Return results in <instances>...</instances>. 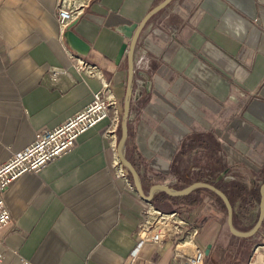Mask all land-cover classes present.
I'll return each mask as SVG.
<instances>
[{"label":"crops","instance_id":"1","mask_svg":"<svg viewBox=\"0 0 264 264\" xmlns=\"http://www.w3.org/2000/svg\"><path fill=\"white\" fill-rule=\"evenodd\" d=\"M57 1L0 0V165L37 132L89 104L101 87L73 69L70 54H78L65 29L73 24L71 30L88 44L83 57L102 69L121 104L127 60L126 53L119 63L116 56L129 39L118 27L140 23L163 2L90 0L61 32ZM138 37L123 153L144 193L154 183L175 189L212 169H222L223 178L244 167L259 173L258 181L248 177L240 189L238 179L229 181L233 192L226 195L234 227L240 230L245 217L256 221L259 213L248 208L264 183V0H172L149 17ZM106 125L95 124L64 155L6 186L10 221L0 229L2 264H175L177 239L138 245L137 223L147 202L129 172L128 182L117 176L111 144L102 136ZM195 190L179 197L155 190L151 203L164 212L176 210L198 228L195 243L204 251L210 246L205 264H249L254 236L232 235L211 201L198 206L191 198ZM165 204L180 207L163 210ZM187 207L190 217L183 213ZM251 262L262 264L263 257Z\"/></svg>","mask_w":264,"mask_h":264},{"label":"built area","instance_id":"2","mask_svg":"<svg viewBox=\"0 0 264 264\" xmlns=\"http://www.w3.org/2000/svg\"><path fill=\"white\" fill-rule=\"evenodd\" d=\"M90 0H58L55 6V19L61 27V32L83 12ZM75 71L93 77L100 81L101 87L92 93V101L68 117L63 123L35 134L34 140L19 152L13 154L5 163L0 165V229L10 221L9 211L4 204L2 193L6 186L24 173H35L49 162L64 155L75 146L78 136L91 129L95 124L107 120L106 129L102 136L109 140L113 152L112 166L117 176L128 182L129 174L116 157V145L120 130L122 106L115 94L111 83L102 78V69L82 55L70 54ZM257 215L258 207L253 211ZM254 221V220H253ZM138 245L144 243H162L177 239L174 242L172 259L175 264H205V253L201 246L195 243L198 228L189 225L176 210L164 212L152 203H146L140 211L137 223ZM182 236L181 239H179ZM180 243L187 244L184 248ZM263 249L264 241L255 244L249 251V261ZM137 249L134 250L133 254ZM0 264L1 253H0Z\"/></svg>","mask_w":264,"mask_h":264},{"label":"water","instance_id":"3","mask_svg":"<svg viewBox=\"0 0 264 264\" xmlns=\"http://www.w3.org/2000/svg\"><path fill=\"white\" fill-rule=\"evenodd\" d=\"M172 0H163L160 4L155 6L152 10L149 11V13L140 21V23L134 22L133 24H124L120 25L118 27L119 33H121L125 38L129 39V43H121L120 47L117 51L116 56V62L119 63L121 60V57L126 53V60H127V76H126V89L123 95V103H122V116H121V122H120V134L117 139V145H116V157L119 158L122 165L126 168V170L129 172L131 178H132V184L136 190V193L140 198L148 203L152 202V196L154 194L155 190L161 191L167 196H173V197H179L184 196L185 194L191 192L194 189H205L209 191L212 194H215L218 198L221 199L225 212L227 213L226 223L227 227H229V230L232 235L245 239L248 237L254 236L260 229L262 223L264 222V183H262L259 187V197L261 199V204L259 207V215L257 217V220L255 224L252 226L250 230L246 231H240L236 227H234L233 224V206L227 198L226 194L218 188L216 185L204 182V181H198L191 183L190 185L184 187L182 190H175L167 185L160 184V183H154L147 192V194L144 193L143 188L139 181V176L137 171L135 170L132 163L124 156V147L126 144V138L128 134V127H127V121L129 118V109H130V103L132 100L131 92H132V79H133V73H134V67H133V59H134V49L138 40V36L140 32L142 31L143 27L146 25L147 20L150 16L155 14L156 12L164 9V6H166L168 3H170ZM73 24L69 25L65 31L63 32L64 38L67 40V43L72 51L77 53L78 55L87 56L89 51L88 44L81 39L76 33H74L71 28ZM210 246L207 247V249L204 251L205 254L208 253Z\"/></svg>","mask_w":264,"mask_h":264},{"label":"rangeland","instance_id":"4","mask_svg":"<svg viewBox=\"0 0 264 264\" xmlns=\"http://www.w3.org/2000/svg\"><path fill=\"white\" fill-rule=\"evenodd\" d=\"M121 112H122V110H121ZM121 128V127H120ZM119 134H120V130H119ZM118 137H119V135H118ZM209 141V145H210V147H215L216 149L218 148V145H216V144H214V141H213V139L211 140V139H209L208 140ZM217 150H220V148L219 149H217ZM220 153H222V150H220ZM223 154V153H222ZM204 163H205V160L203 161ZM206 164V163H205ZM208 168V167H207ZM243 169H242V171H237V172H231L230 174H227L225 177H223V178H220V174H219V172H221V170L219 169V170H211V172H204V173H202V175L200 174V177L201 178H199V180L200 181H204L205 180V178L206 179H208V181L209 182H211L212 184L214 183V185H219V186H221L222 188H223V191H225V194H232V192H233V188H229L228 189V187L229 186H226V184L229 182V181H231V182H236V183H238L239 181V183H241L240 184V186L237 188V189H240V187H243L242 185V182L243 181H248V179L250 178H252V181L254 180L253 179V177L255 176L256 178H255V180L256 181H258V176H260V174L259 173H255L253 170H250V169H247V168H244V167H242ZM228 177V178H227ZM249 177V178H248ZM178 178H182L183 179V175H179L178 176ZM177 178V179H178ZM193 179H194V177H192ZM233 178H234V180H233ZM185 179V178H184ZM224 179V180H223ZM227 179V180H226ZM235 179H238V182L235 180ZM254 180V181H255ZM196 181H198V180H196ZM190 182H191V180H190ZM189 181L188 182H186V180H184V186L183 185H180V184H175V186H176V188H175V190H182V189H184V187H185V185H187L188 183H190ZM178 183V182H177ZM202 189V188H201ZM200 188H199V190H195V194L191 197V198H193V199H196V201H197V203H199V205L198 206H202V204H204L205 205V202L204 203H202L203 202V200L204 201H206V202H208L209 203V201H211V203H212V207H213V210H216V212L218 211L219 213H221V223H222V226H224V225H226V218H227V213L225 212V208H224V205H223V203H222V201H220L219 200V198H217L215 195H212L209 191H206V190H204V191H202ZM234 189H236L235 187H234ZM246 191V190H245ZM254 194V196L253 197H256V198H253V199H256V205H253L252 207H250V208H248V210L249 209H251V208H256V207H258L259 206V204H260V202H259V200H260V197H259V193H258V188L256 189V190H254V192H253ZM244 194H246V193H244ZM226 195V196H227ZM208 200V201H207ZM177 203H179V201L177 200L176 201ZM202 203V204H201ZM177 208V207H180L179 206V204H169V205H163V210H169L170 208ZM175 208V209H176ZM186 209V210H185ZM184 209V211H183V213H185L187 216H192L193 214L191 213V211L189 212L188 211V207L187 208H185ZM205 209V207L202 209V211ZM209 209H211V208H209ZM208 209V210H209ZM212 210V211H213ZM256 218H257V216H256ZM254 220V221H253ZM255 219H253V218H246L245 217V219H244V223L243 224H239L238 225V227H240L239 229L241 230V229H245L244 231H246V230H250L251 228H252V226L255 224ZM242 225H245L244 227H242ZM253 237V236H252ZM251 241H252V246L251 247H253L255 244H260L261 242H263L264 241V235L262 234H259V235H257V233L254 235V237L253 238H251ZM248 255H249V253H248ZM256 256H261V257H263V249H260V251L255 255V257Z\"/></svg>","mask_w":264,"mask_h":264},{"label":"trees","instance_id":"5","mask_svg":"<svg viewBox=\"0 0 264 264\" xmlns=\"http://www.w3.org/2000/svg\"><path fill=\"white\" fill-rule=\"evenodd\" d=\"M122 103H123V99H122ZM122 103H121V106H122ZM218 188H220L222 191H223V188L219 185H216ZM201 189V188H200ZM225 193V191H223ZM212 194V193H211ZM212 195H215V194H212ZM216 196V195H215ZM217 197V196H216ZM218 198V197H217ZM219 200L221 201V199L219 198Z\"/></svg>","mask_w":264,"mask_h":264},{"label":"bare ground","instance_id":"6","mask_svg":"<svg viewBox=\"0 0 264 264\" xmlns=\"http://www.w3.org/2000/svg\"><path fill=\"white\" fill-rule=\"evenodd\" d=\"M184 246L186 247V246H187V244H184Z\"/></svg>","mask_w":264,"mask_h":264},{"label":"flooded vegetation","instance_id":"7","mask_svg":"<svg viewBox=\"0 0 264 264\" xmlns=\"http://www.w3.org/2000/svg\"><path fill=\"white\" fill-rule=\"evenodd\" d=\"M212 184V183H211Z\"/></svg>","mask_w":264,"mask_h":264}]
</instances>
